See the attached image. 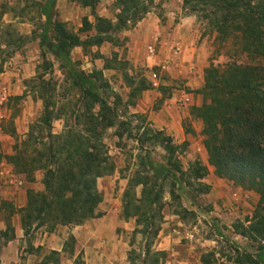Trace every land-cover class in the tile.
Returning a JSON list of instances; mask_svg holds the SVG:
<instances>
[{
	"label": "rangeland",
	"instance_id": "374dc122",
	"mask_svg": "<svg viewBox=\"0 0 264 264\" xmlns=\"http://www.w3.org/2000/svg\"><path fill=\"white\" fill-rule=\"evenodd\" d=\"M43 1L0 0V92L10 88L6 98L0 102V151L6 156L14 153L15 144L23 148L22 142L30 127L42 113L37 66L44 59L50 60L53 65L43 79L49 80L52 92V109L56 114L52 121L54 134L61 133L65 124H76V114L96 113L99 109L97 103L83 97L53 54H42L38 34L45 21L39 10ZM143 2L148 12L128 29L117 31L118 42H103L86 49L76 46L70 50L78 69L87 74L93 69L101 70L109 85L103 96L113 108L114 124L103 129L95 128L94 133L95 140L104 143L114 163L113 171L97 178L101 201L93 215L81 224L57 225L52 231L47 225L33 226L26 233L20 222V209L26 203L28 189L43 190V172L21 173L11 161L2 158L0 169L5 174L0 176V231L6 233L0 234V264H43L46 258L48 264H71L80 249L84 252L85 264H155L152 262L153 253L162 251L155 246L157 236L147 238L135 231V219H124L121 209L130 180L143 173L140 157L148 152L155 161L164 162L166 152L152 140H146L141 147L137 139L143 129L162 130L175 145H179L176 155L184 170L195 161L209 165L203 146L204 124L194 109L202 103V96L197 90L203 82L200 87L190 89L182 79L173 77L159 61L164 53L163 47L167 48L166 55L168 52L175 55L176 47L178 53L181 52V44L177 42L169 46L167 39L174 33L173 29L181 22L180 19L189 15L194 18L191 40L194 45L203 48L206 66L213 63L224 69L232 61L250 63L251 60L239 53L231 40L223 45L215 39V33L209 34L194 14L183 9V0ZM118 10L115 0H100L93 9L78 0H56L52 20L85 38L94 32H80L83 17H87L92 24L98 17H107L115 22ZM48 34L51 38L55 37L51 29ZM143 85L145 89L132 94L135 87ZM180 89L198 95L200 102L199 105H191L189 115L182 119L181 126L188 136L178 143L177 108L180 110L184 105L178 104L177 98L173 100V96ZM87 114L81 115L78 128L90 125ZM148 137L149 134H145L141 138ZM18 180L22 181L21 185L17 184ZM224 181L229 185H222L226 191L211 192V185L207 183L210 189L204 194H198L194 190L195 185L189 187L182 183L174 187L178 195L176 200L171 197L169 182L165 183L160 230L166 223L174 222L182 234L187 230L193 238L176 237L171 245L177 247V255L164 250V254H159L157 264H203L201 257L204 255L210 264H236L233 243L240 245L242 250L254 251L255 244L238 234L234 225L238 222L246 224L258 199H255L253 191L234 185L227 179ZM191 183H195L194 180ZM140 190V186L134 187L137 198L140 197ZM233 192L240 195L238 200L233 199ZM245 193L248 194L246 197ZM183 207L191 212H180ZM69 234L76 239L73 255L62 251ZM57 244L61 245V249L57 250L60 253L56 261L49 256L50 251L55 250L51 245Z\"/></svg>",
	"mask_w": 264,
	"mask_h": 264
},
{
	"label": "trees",
	"instance_id": "16d2710c",
	"mask_svg": "<svg viewBox=\"0 0 264 264\" xmlns=\"http://www.w3.org/2000/svg\"><path fill=\"white\" fill-rule=\"evenodd\" d=\"M78 1L93 9L100 0ZM55 4L56 0H45L39 4L40 13L45 17L38 34L42 54H53L83 97L97 103L99 109L96 113L76 114V124H65L61 133L54 134L52 121L56 114L52 109V92L49 80L43 79L53 65L44 59L37 66L42 113L30 127L22 142L23 148L15 144L14 153L8 156L0 151V160L7 158L21 173L43 172V190L28 189L26 203L20 209V222L26 233L33 226L47 225L52 231L57 225L81 224L93 215L101 201L97 178L113 171L114 163L104 143L95 140L94 133L95 128L103 129L114 124L113 108L103 96L109 85L101 70L93 69L87 74L78 69L70 50L76 46L83 49L99 46L103 42L114 44L118 42L117 31L128 29L148 12L143 0H115L119 9L116 21L98 17L92 24L83 17L80 32L94 33L80 38L63 24L52 20ZM182 7L194 14L209 34L215 33V39L221 44L231 40L237 51L251 60L250 63L232 61L224 69L213 63L206 66L203 85L197 90L202 103L194 109L204 124L203 146L214 174L258 196L246 224L238 222L234 225L238 234L255 244V249L249 252L233 243L235 263L264 264V0H183ZM49 29L54 31V38L49 36ZM143 86L135 87L132 94L146 88ZM85 114L90 117V125L80 129L77 124ZM145 134L149 137L142 139ZM140 136L137 140L141 147L146 140L159 144L166 152L165 160L157 162L148 152L140 157L143 173L130 180L123 195L121 214L124 219H135V231L154 239L163 218L162 191L165 183L169 182L174 200L178 198L174 187L182 183L189 187L195 185L194 190L198 194L207 193L210 185L203 179L208 174V167L195 161L184 170L176 155L179 145H175L162 130L143 129ZM191 180L195 183L192 184ZM136 186L141 187L139 198L134 193ZM180 210L184 214L191 212L184 207ZM5 233L0 231V234ZM75 246L76 239L69 234L62 251L73 255ZM59 253L52 250L49 258L56 260ZM149 253L147 245L146 254ZM159 254H164V251L153 253V263H158ZM47 259L43 264H48ZM201 261L203 264L211 263L205 255ZM71 264H85L82 249L77 251Z\"/></svg>",
	"mask_w": 264,
	"mask_h": 264
},
{
	"label": "crops",
	"instance_id": "0c3cea01",
	"mask_svg": "<svg viewBox=\"0 0 264 264\" xmlns=\"http://www.w3.org/2000/svg\"><path fill=\"white\" fill-rule=\"evenodd\" d=\"M178 9H181V7H179ZM180 21L181 22H178L174 27L173 29L174 33L170 36V38L167 39V42L169 46L177 42L181 44L182 46L181 52L178 53L179 55H172L169 52L166 55L167 48L163 47L164 53L159 57V61L163 63L166 70L173 77L179 80L182 79L186 87H189L190 89H194L202 85L203 69L204 67H206V60H205L206 54L204 53L202 47L201 48L197 47L196 45L193 44L191 40L192 38L191 24L194 22L193 16L185 15L183 18L180 19ZM125 34H128V32ZM7 90H10V88L7 87ZM7 90H5V93L7 92ZM176 98L178 104L184 105V107H182L180 110L177 108L176 136H177V142L179 143L185 140L188 136L185 134L181 126L182 119L185 116L189 115V107L191 105H199L200 98L198 95H195L192 92H187L186 90H181V89L176 90V92L174 93L173 100H176ZM207 167L209 174H207V176L204 178V181L211 185V192H217V191L220 192V190L226 191L224 190L222 185L225 184V186H229L228 183H225L224 179L214 176L212 166L208 165ZM237 197L239 198L240 195L237 194ZM255 199H258L256 193H255ZM179 224L181 223L179 222ZM188 235L189 233L187 230L182 234L180 228L175 226L174 222L172 224L166 223L165 226L157 234V238L155 240V246L157 249H160L162 251L167 250L170 251L171 255H175L177 253V247L171 245L173 240H175L176 237L178 238L181 236L188 238ZM51 248L55 250H60L61 245L58 244L55 246L51 245Z\"/></svg>",
	"mask_w": 264,
	"mask_h": 264
},
{
	"label": "built area",
	"instance_id": "2783aa9c",
	"mask_svg": "<svg viewBox=\"0 0 264 264\" xmlns=\"http://www.w3.org/2000/svg\"><path fill=\"white\" fill-rule=\"evenodd\" d=\"M151 51H152V49H151ZM178 53V49H177V47H176V49H175V51H174V54L176 55ZM6 98V93H5V91H1L0 92V102H2V100H4ZM4 174H5V172L2 170V169H0V176H4ZM17 184L18 185H21L22 184V181L21 180H18L17 181ZM245 197L248 195L247 193H245V194H243ZM233 197H234V200H238V197H237V194L236 193H233ZM188 238H193V234L191 233V234H189L188 235Z\"/></svg>",
	"mask_w": 264,
	"mask_h": 264
}]
</instances>
